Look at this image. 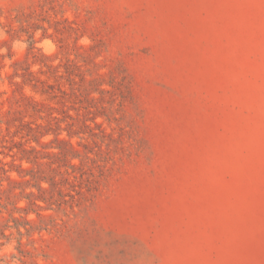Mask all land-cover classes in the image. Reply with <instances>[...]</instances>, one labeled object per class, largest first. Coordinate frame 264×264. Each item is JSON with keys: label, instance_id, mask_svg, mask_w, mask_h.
<instances>
[{"label": "rangeland", "instance_id": "obj_1", "mask_svg": "<svg viewBox=\"0 0 264 264\" xmlns=\"http://www.w3.org/2000/svg\"><path fill=\"white\" fill-rule=\"evenodd\" d=\"M0 264H264V0H0Z\"/></svg>", "mask_w": 264, "mask_h": 264}, {"label": "trees", "instance_id": "obj_2", "mask_svg": "<svg viewBox=\"0 0 264 264\" xmlns=\"http://www.w3.org/2000/svg\"><path fill=\"white\" fill-rule=\"evenodd\" d=\"M34 140H36V138ZM25 151L27 152L28 150L27 149H24V152ZM20 158L21 159H27V160L31 161L30 157L28 155H26L25 153H23Z\"/></svg>", "mask_w": 264, "mask_h": 264}]
</instances>
